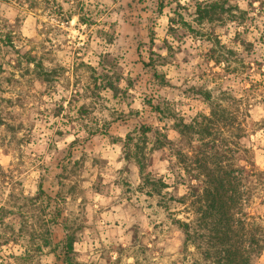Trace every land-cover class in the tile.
I'll use <instances>...</instances> for the list:
<instances>
[{"label": "rangeland", "instance_id": "rangeland-1", "mask_svg": "<svg viewBox=\"0 0 264 264\" xmlns=\"http://www.w3.org/2000/svg\"><path fill=\"white\" fill-rule=\"evenodd\" d=\"M71 3L0 0V264H212L175 128L211 105L264 264V0Z\"/></svg>", "mask_w": 264, "mask_h": 264}, {"label": "trees", "instance_id": "trees-1", "mask_svg": "<svg viewBox=\"0 0 264 264\" xmlns=\"http://www.w3.org/2000/svg\"><path fill=\"white\" fill-rule=\"evenodd\" d=\"M222 8V5L216 2L198 5V21L210 23L220 20ZM228 115L224 113V109L219 111L211 105L209 114L203 115L196 125L197 129L183 122L176 124L180 139L188 140L187 144L209 138V141L202 143L204 150H191L192 156L188 157L180 152V162L185 164L187 171L195 172L193 178L202 184L193 204L197 214L195 226L201 231L204 244L203 257L212 260V264H253L262 250L263 235L256 223L247 222V214L243 211L241 172L245 167H229L224 164V160H228L229 156L220 151L213 140L215 133L220 130L221 120L225 123L230 121ZM149 131L150 128L147 127L143 133ZM181 226L185 229L189 227L186 223H181ZM65 249L66 254L72 251L70 238L66 240Z\"/></svg>", "mask_w": 264, "mask_h": 264}, {"label": "clouds", "instance_id": "clouds-1", "mask_svg": "<svg viewBox=\"0 0 264 264\" xmlns=\"http://www.w3.org/2000/svg\"><path fill=\"white\" fill-rule=\"evenodd\" d=\"M75 2H76V0H72V3H71L70 5H64L65 9L67 10V9H69L70 7H72V5L75 4ZM61 3H63V0H61ZM254 6H256V5H254ZM253 15H254V13H253ZM78 19H79L78 16L73 15V16H72V19H71V21H70V23H71L72 25H76ZM181 194H183V193H181ZM113 258H115V254H113Z\"/></svg>", "mask_w": 264, "mask_h": 264}]
</instances>
